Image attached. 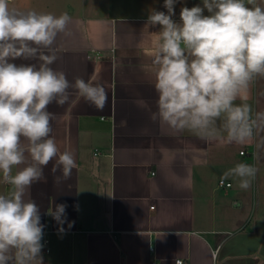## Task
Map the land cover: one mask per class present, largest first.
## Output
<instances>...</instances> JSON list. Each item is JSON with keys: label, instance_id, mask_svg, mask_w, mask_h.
Returning <instances> with one entry per match:
<instances>
[{"label": "crops", "instance_id": "obj_1", "mask_svg": "<svg viewBox=\"0 0 264 264\" xmlns=\"http://www.w3.org/2000/svg\"><path fill=\"white\" fill-rule=\"evenodd\" d=\"M149 1L143 9L159 6ZM11 4L68 13L72 19L57 37L58 58L51 67L72 83L98 71L109 98L103 110L83 99L48 106L54 114L51 136L61 152L74 153L77 168L56 183L61 173H52L51 161L44 179L26 194L37 203L43 239H49H42L43 264H264V191L242 190L238 177L224 178L236 164H248L254 139L205 140L152 119L157 93L151 59L159 26H146L151 10L141 12L133 0L127 10L119 0ZM196 5L203 7V0H177L173 19L179 21L182 7ZM70 92L76 99L75 90ZM258 102L255 78L247 98L235 103L252 108ZM220 180L231 186H220ZM8 190L0 180V194ZM57 204H66L67 221H74L71 228L63 225V233L47 215Z\"/></svg>", "mask_w": 264, "mask_h": 264}, {"label": "clouds", "instance_id": "obj_2", "mask_svg": "<svg viewBox=\"0 0 264 264\" xmlns=\"http://www.w3.org/2000/svg\"><path fill=\"white\" fill-rule=\"evenodd\" d=\"M176 3L164 0L167 12L154 9L146 21L159 26L151 59L157 93L152 119L205 140L251 141L264 132V111L253 115L249 104L235 102L247 98L255 78L264 77V0H203V7H182L178 22ZM71 19L66 12L23 11L0 0V180L9 186L0 194V264H43L44 225L37 203L26 194L44 179L51 161L52 173H61L56 183L77 168L74 153L61 152L51 136L54 114L48 106L79 99L97 110L108 104L98 71L72 83L51 67L58 58L57 37L66 34ZM256 172L238 163L224 178L238 177V187L248 190ZM66 208L57 204L47 213L61 233L66 222L69 228L74 224Z\"/></svg>", "mask_w": 264, "mask_h": 264}, {"label": "rangeland", "instance_id": "obj_3", "mask_svg": "<svg viewBox=\"0 0 264 264\" xmlns=\"http://www.w3.org/2000/svg\"><path fill=\"white\" fill-rule=\"evenodd\" d=\"M119 1L121 5L120 7L123 10H127L131 8L127 6L129 0H119ZM133 1H135L136 4L137 3L139 4L136 5L135 8L140 10L141 12L146 13L154 9L158 11L167 12L166 9L163 7L164 0H152L151 1L152 3L156 2L159 4V6L148 7L146 5L144 9H143L144 0H133ZM147 2L150 3L149 0H147ZM147 8L150 9L148 10ZM257 89H258L259 102L256 107L254 106L256 110L255 113L264 111V77H257ZM254 107H252V110H254ZM253 139H254V143L252 146H250L251 151L253 152L251 153L250 156H247V159H248V164L254 166L257 169V172L255 178L252 180L251 187L246 191L261 192L264 191V132H260L258 135H254Z\"/></svg>", "mask_w": 264, "mask_h": 264}, {"label": "built area", "instance_id": "obj_4", "mask_svg": "<svg viewBox=\"0 0 264 264\" xmlns=\"http://www.w3.org/2000/svg\"><path fill=\"white\" fill-rule=\"evenodd\" d=\"M240 153H241V154H244L245 151L242 150V151H240ZM219 185H220V186H231V182H228V181H225V180H220V181H219ZM43 242H44V244H48L49 239H48L47 237H44ZM46 251H49V249L47 248ZM177 262H178V263H182L183 261H182L181 259H179V260H177ZM155 264H161V262L156 261Z\"/></svg>", "mask_w": 264, "mask_h": 264}]
</instances>
